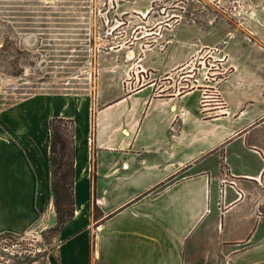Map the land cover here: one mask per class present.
<instances>
[{"label":"crops","instance_id":"1","mask_svg":"<svg viewBox=\"0 0 264 264\" xmlns=\"http://www.w3.org/2000/svg\"><path fill=\"white\" fill-rule=\"evenodd\" d=\"M176 42H166L171 51H144L133 69L104 74L93 105L67 117L74 120L73 215L58 229L48 264H264L261 58H247L217 83L224 110L202 111L206 77L186 91L156 94L166 84L174 90L182 69L192 77L196 58H181ZM40 117L36 99L7 122L0 114V235L25 234L45 214L48 121L63 115L44 124Z\"/></svg>","mask_w":264,"mask_h":264},{"label":"rangeland","instance_id":"2","mask_svg":"<svg viewBox=\"0 0 264 264\" xmlns=\"http://www.w3.org/2000/svg\"><path fill=\"white\" fill-rule=\"evenodd\" d=\"M169 40L177 41L181 58L195 56L193 73L184 78L188 74L182 69L174 90L166 84L156 94L186 91L196 78L206 77L207 108L222 111L226 100L217 83L230 69L243 70L252 56H259L264 66V0H0V114L7 122L19 105L36 99L43 124L60 114L74 128L67 117L93 105L104 74L112 78L133 69L149 49L171 51L174 44L165 45ZM227 57L235 63L222 62ZM113 59L118 63L109 64ZM259 80L264 109L263 73ZM255 112L254 119L262 114ZM67 126L59 124L66 133ZM49 174L45 214L25 234L0 235V264H48L55 254L58 227L50 165ZM261 185L259 200L264 199V180ZM260 210L264 213V202Z\"/></svg>","mask_w":264,"mask_h":264},{"label":"trees","instance_id":"3","mask_svg":"<svg viewBox=\"0 0 264 264\" xmlns=\"http://www.w3.org/2000/svg\"><path fill=\"white\" fill-rule=\"evenodd\" d=\"M61 123L68 124L67 133L65 131L66 128L59 127ZM49 129V165L53 179L52 191L54 195L56 223L59 229L73 215V124L71 120L53 118L49 121Z\"/></svg>","mask_w":264,"mask_h":264},{"label":"built area","instance_id":"4","mask_svg":"<svg viewBox=\"0 0 264 264\" xmlns=\"http://www.w3.org/2000/svg\"><path fill=\"white\" fill-rule=\"evenodd\" d=\"M214 103H215L216 108H218L220 104L219 101H214ZM208 105H209V97L205 93H203L200 99V109L202 111H207L210 109V108H207ZM222 184H223L222 188L220 189L221 197H223V195L225 194V190H224V188L226 187L225 181H222ZM231 188L236 192V194L239 193L238 190L234 189L233 185H231Z\"/></svg>","mask_w":264,"mask_h":264}]
</instances>
